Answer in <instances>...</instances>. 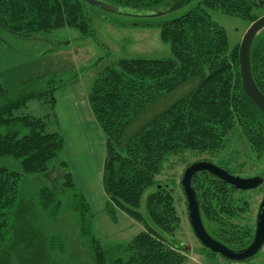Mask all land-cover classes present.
I'll return each mask as SVG.
<instances>
[{"label": "trees", "instance_id": "obj_1", "mask_svg": "<svg viewBox=\"0 0 264 264\" xmlns=\"http://www.w3.org/2000/svg\"><path fill=\"white\" fill-rule=\"evenodd\" d=\"M100 1L126 15L154 17L198 0ZM89 7L83 0H0V50L7 40L4 34L33 38L74 28L82 37L94 36ZM206 9L253 23L259 18L256 10H264V0H202L181 17L155 25L172 58L122 59L107 66L92 84L88 101L105 137L106 212L116 221L121 211L144 226L127 244L105 248L92 234L91 205L60 160L64 136L50 132L54 123L59 125L55 93L73 80L47 75L12 90L0 83V160L12 163L0 165V264H44L56 258V252L66 257L63 236L50 228L63 214L71 215L75 225L77 220L93 264H186L185 247L176 240L181 217L173 189L156 181L166 159L183 151L220 152L236 124L256 156H264V114L243 90L240 44L230 46L226 30ZM251 69L264 94V30L253 43ZM187 85L191 89L184 97L128 134L150 105ZM31 100L51 106L53 113L18 114ZM53 170L62 173L56 188L27 190L29 180L44 179ZM192 185L209 235L236 251L248 247L254 229L242 223L250 210L246 193L208 173L197 174ZM151 189L142 212L143 197Z\"/></svg>", "mask_w": 264, "mask_h": 264}, {"label": "rangeland", "instance_id": "obj_2", "mask_svg": "<svg viewBox=\"0 0 264 264\" xmlns=\"http://www.w3.org/2000/svg\"><path fill=\"white\" fill-rule=\"evenodd\" d=\"M200 1L202 0L176 11L157 14L154 17H133L90 5V23L94 31V36L90 37H82L80 32L74 28L56 30L49 35L38 36L40 38L37 41H30L29 43L18 39L13 40L11 36L4 34L7 40L2 44L1 53L7 54L14 51L16 54L12 56V59H17V61L11 60L14 65L12 69L6 68L1 72L0 83L6 90H12L23 82L35 79L36 74H46L45 76L54 74L62 75L66 81L79 78L90 89L98 74L119 60L172 58L173 53L170 45L162 41L160 29L155 25L181 17L195 8ZM206 11L214 22L226 30L231 47L241 43L243 35L251 25L249 21L227 15L220 10L206 9ZM256 15L258 17L263 16L264 10H256ZM0 33L3 34V30H0ZM190 89V85L183 86L150 105L132 124L128 134L136 133L155 115L184 97ZM58 93L59 91L55 93V98L58 97ZM54 112L57 114L56 110ZM52 113L51 106L43 105L37 100H31L27 108L18 112V114H30L35 117H45ZM73 119L69 120L64 117L63 121L68 123L61 125L54 123L50 132H60L64 136L65 146L60 155V160L67 163L76 188L85 195L91 205L93 215L89 222L91 232L105 248L127 244L136 235L144 231V226L121 211L117 212V220L114 221L104 211L105 198L101 200L97 192L92 195V190L89 192L92 197L88 194L91 189L88 184H93L94 181H96L95 186L100 187L102 193L100 179L103 168L101 165L98 169L97 156L95 157L94 153H91L94 151V143L90 140V136L85 133L84 124L76 125V120L73 121ZM80 128L84 130L86 137L82 138L80 135H76ZM85 129L87 130L86 127ZM76 137L79 139L76 140ZM87 154L91 157H88ZM199 161L211 162L235 176L248 178L257 174H264V156L261 158L256 156L244 136L241 126L236 124L228 135L227 145L222 151L217 153L183 151L177 155H171L166 159L160 174L156 177L158 186H169L173 189L181 217L176 240L186 248L184 250L187 257L186 264H231L225 259L223 260L225 263H221V256L211 255L203 249L195 237L188 219L187 203L180 183L186 168ZM0 165L11 166L12 163L1 159ZM61 175L59 170H53L44 179L29 180L30 185L25 187L34 192L42 185L56 188V179ZM83 182L84 184L86 182L89 190L81 187ZM153 190L151 189L144 195L142 212H144L146 197ZM245 193L249 197L250 210L242 223L255 230L256 218L264 196V185ZM69 216L71 215L63 214L58 224L50 223L53 234L60 233L63 236L67 256L64 257L62 253L56 252V258L50 257L44 264H93L84 238L80 236L78 222L76 220V225L73 224ZM187 247L190 249L188 250ZM239 264H264V247L253 259Z\"/></svg>", "mask_w": 264, "mask_h": 264}, {"label": "water", "instance_id": "obj_3", "mask_svg": "<svg viewBox=\"0 0 264 264\" xmlns=\"http://www.w3.org/2000/svg\"><path fill=\"white\" fill-rule=\"evenodd\" d=\"M84 2L101 7L108 11L122 13L125 12L116 6L110 5L100 0H83ZM154 16L157 14H153ZM160 15V13H159ZM264 30V15L251 23L239 46V64L242 80V87L247 97L264 114V94L260 91L251 69V50L257 36ZM200 173H208L224 183L232 186L235 190L248 192L264 185V177L256 175L254 177L242 178L235 176L227 170L208 161H199L191 164L184 171L181 179V187L186 199L188 209V219L195 234V237L207 251L221 256L232 263H244L253 259L264 247V196L262 198L258 215L255 222L254 237L248 247L241 251L233 250L224 244L213 239L202 221L200 206L197 195L192 185L193 178ZM186 249V248H185ZM189 250L190 247H187Z\"/></svg>", "mask_w": 264, "mask_h": 264}, {"label": "crops", "instance_id": "obj_4", "mask_svg": "<svg viewBox=\"0 0 264 264\" xmlns=\"http://www.w3.org/2000/svg\"><path fill=\"white\" fill-rule=\"evenodd\" d=\"M39 38L40 37L37 36L33 38H13V40L18 39V40H22L23 42L29 43L30 41H33V42L37 41ZM1 50H0V76L2 75L1 72L4 71V69L6 68L12 69V67L14 66L11 63V60L12 61L14 60L12 59L13 58L12 56L16 54L14 51H10L7 54L4 52L1 53ZM9 60H10V63L8 64ZM14 61H17V59H15ZM45 75L36 74V78L45 76ZM51 75H54V74H51ZM0 82H1V79H0ZM90 90L91 88L88 89V87L85 86L79 78L67 84L65 87L59 90L58 97L56 98V104H55V110L57 114L55 113V115H56V119L58 120V124L60 125L62 123H68L67 121H63L64 117L69 120L75 118L73 119V121L76 120V125L84 124L85 133L90 136V140L94 143V151H92L91 153L92 154L94 153L95 157L97 156L98 169H100L101 165L103 168L104 161H105V137L101 129L99 128L96 122V119L93 115V112L90 108V105H89L88 98H89ZM85 127L87 128V130L85 129ZM79 130H80L79 133H76V135H80V137L82 138L86 137V134H84L83 132L84 130H82L81 128ZM77 139L79 138L76 137V140ZM87 156L91 157L89 154H87ZM102 176H103V173L101 174V179H100L102 193L100 191V187L95 186L96 181H94L93 184H88L89 187L91 188L90 191H88L89 189L86 186V182L85 184L83 182L81 187L83 189H88L87 190L88 194L89 192H91V190H92L91 192L92 195H95V192H97L98 195L101 197L100 198L101 200L102 198H105L104 211L106 212L108 198L105 195L104 190H103ZM91 194H89L90 197H92ZM90 202L91 204H93L91 200ZM100 211H103V210H100ZM220 261L221 263H225L223 260H220Z\"/></svg>", "mask_w": 264, "mask_h": 264}, {"label": "built area", "instance_id": "obj_5", "mask_svg": "<svg viewBox=\"0 0 264 264\" xmlns=\"http://www.w3.org/2000/svg\"><path fill=\"white\" fill-rule=\"evenodd\" d=\"M231 264H237V263H231Z\"/></svg>", "mask_w": 264, "mask_h": 264}]
</instances>
